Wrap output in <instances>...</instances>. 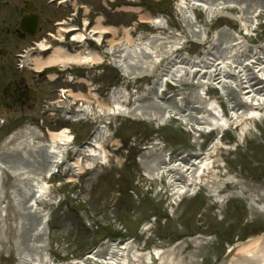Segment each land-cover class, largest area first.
<instances>
[{
    "label": "rangeland",
    "instance_id": "374dc122",
    "mask_svg": "<svg viewBox=\"0 0 264 264\" xmlns=\"http://www.w3.org/2000/svg\"><path fill=\"white\" fill-rule=\"evenodd\" d=\"M4 1L7 3L3 4ZM25 1L27 0H0V38L7 37L5 30L13 19L7 14L17 15L18 10L24 8ZM84 2L87 6L85 12L91 8V18L94 17V12L105 10L101 0ZM178 5L179 0H168V4L162 5L164 8H155V13L167 17L166 29L146 24L132 25V21L138 19L140 14L125 16L123 12L111 14L104 11L102 17L95 13L98 17L94 18L93 26L99 29L106 25L115 26V29H112L115 36L107 41V44L116 45L115 51L118 53L119 49H125L129 57L126 59L128 72L149 66L143 43L154 37L173 38L179 35L177 38L181 39V44L176 45L172 41L173 43L165 44L167 48L158 43L151 46V49L156 51L152 54L154 59L161 56L165 58L153 67L151 73L134 81L120 77L117 70L106 68L103 63L96 65L94 70L84 67L73 69L71 77L64 73L65 76H59L52 84L45 80L37 85L31 81L30 72L17 74L14 69L16 61L12 54L26 47L28 40L17 39L16 44L10 43V58L0 57V119L7 123L0 126L1 161L15 155L22 157V154L28 152L26 147L19 144L18 138L12 139L4 146L10 133L17 131L20 134L25 127H32L39 133L40 137L31 139L32 146L48 144L50 129L56 130L57 127L48 125L39 112L43 99H57L55 93H50L53 88H71L70 93L81 94L91 102L88 109L90 112L87 111L91 123L86 130L80 132L77 146L83 147L88 139L93 137L91 134L99 129L98 126L103 127L108 136L105 148L106 168L99 164L83 176L74 175L73 177L79 178H75L72 185L60 184L65 181L62 177L48 180L46 202L43 200L38 204V210H54L53 222L48 228V245L45 247L42 244L46 264H74V259H78L81 253L79 249L90 248L87 245L90 242V234L82 227L78 212L86 219H92L97 225L100 251L106 244L113 243L112 241L129 242L135 249H143L144 252L161 251L166 252L167 256L170 251L169 259L165 260L168 264H228L223 257L231 247L264 236V203H253L258 196L264 195V118L258 121L256 127L250 126L249 134L247 133L249 139L245 141L239 131L230 130L225 134L222 149L225 156L218 158L219 170L223 174L219 182L211 187L199 184L189 186L192 196H186L179 202L178 197L173 195L167 186L166 175L150 172L143 161L146 157L151 160L156 156L160 159L164 156L165 159L171 158L167 163L172 164V161L180 156L204 154L217 137V132L206 138L200 136V139L194 132L185 130L179 120L177 124L174 120L164 124L159 117L149 121V117L142 113L130 119L108 115L107 112L100 111L95 100L90 99V95H93L100 102L108 103L111 91L120 89L126 94V99L129 98L127 106L122 105V108L130 110L137 103L141 105V101L152 104V101L145 97L156 88L159 93L164 90L161 97H167L165 102L172 103L171 100L181 95L187 102L190 97L188 95L202 93L199 88H193L195 80L190 79L188 83L185 81L186 84L183 85L170 81L172 84L167 85L166 90L165 87L157 88L169 62L176 58H183L185 61L204 59L215 42L216 33L222 29L236 35L249 33L248 37L245 35L248 42L244 47L247 49L255 48L254 50L258 51L264 44V25L257 26V19L251 27L252 32L250 29H242L243 22L240 18H243V14L240 10H223L210 22L206 21L204 14L197 11L195 18L200 27L196 29L200 30L201 36L192 37L178 11ZM63 14L56 11L54 15H50L51 22L57 21ZM44 25L48 30L51 29L48 20ZM200 38L202 42L198 41ZM136 47H140L142 55L132 53ZM0 48L8 46L4 44L0 45ZM171 49L177 51L171 52ZM13 76L19 79L22 89L31 97L30 100L23 98L19 103L12 104L11 98L4 96V90L10 89L8 80ZM71 80L76 83H70ZM82 104L85 108V104ZM259 112L260 115L264 113ZM37 157H40L39 153L33 155L36 160ZM23 159L28 160L25 157ZM42 159L44 163L48 157L45 155ZM16 163L13 162L11 169H14V166L28 170L35 168L31 161ZM11 169H2L0 175V264H18L22 254L31 256L39 251L29 240L31 230L34 229L29 223L34 216L25 215L23 210L24 200L28 198L25 193L29 192L30 184L34 182L28 183L27 179L12 174ZM228 179L239 180L244 187L240 185L225 188ZM217 187H223L219 194L215 192ZM245 187L252 188L255 192L251 194ZM59 195L66 197L61 205Z\"/></svg>",
    "mask_w": 264,
    "mask_h": 264
},
{
    "label": "bare ground",
    "instance_id": "6f19581e",
    "mask_svg": "<svg viewBox=\"0 0 264 264\" xmlns=\"http://www.w3.org/2000/svg\"><path fill=\"white\" fill-rule=\"evenodd\" d=\"M261 2L262 0H180L179 11L192 37L201 36L200 30L196 29L200 26L191 12L194 9H197L200 14H204L208 22L215 16H219L223 10L228 12L240 10L243 14V18H240L243 22L241 23L242 29L247 31L250 29L252 32L251 27L255 24V18L264 17V2ZM139 20L144 23L154 24L159 29H165L160 17L149 18L142 16ZM99 32L97 28H93V34ZM248 34L242 35L239 33L236 35L226 29H222L216 33L215 42L212 44V47L210 46L211 50H208L207 56L204 59L185 61L183 58H176L168 63L157 88L161 87L163 83L168 82V80L179 85L186 84L185 81L188 83L190 79L192 81L195 80L193 88H199V90H202V93L188 95L190 97L186 100L187 102H185L183 95L175 97L174 100H171L172 103L165 102L167 97H164V99L160 97L158 93L159 89L156 90V88L154 92L150 93V95L147 94L149 96L145 97L152 101V104L149 105L145 101H141V105L137 103L130 110L122 108V105L127 106L129 98L126 99V94L120 89L111 91L108 103L100 102L93 95H90V99L95 100L100 111L107 112V114L112 113L115 115L119 113L125 117L133 118L138 117L142 113L147 118L149 117V121L159 117V120L163 123L170 118H180L190 128L191 132H194L196 135L201 130L211 129L210 131L215 130L220 133L224 131V128H227L228 130L239 131L242 140L245 141L249 139L247 133L249 134L250 126L256 127L255 125H257L258 121L264 118V113L260 115L259 112L264 111V44L258 48V51H255V48H245L244 44L248 42L246 38ZM177 37L179 35L173 38L154 37L143 43L142 47L146 49L144 54L145 56L147 55V60L150 64L149 66L138 68L137 71L128 72L127 77L135 80L142 75L151 73L154 69L153 67H156L165 58L161 56L154 59L155 56H152V54L156 53V51L154 52L151 46L158 43L167 48V45H165L167 43L174 42L176 45L181 44V39ZM74 38L82 40L81 35H76ZM198 41L202 42L201 38ZM133 50L132 53L134 55L136 53L142 55L143 53V51H139L140 47H136ZM172 50L175 51L176 49H171L170 51L172 52ZM115 57L119 66L127 71L129 66L126 63V59L129 57L125 49H119V53L117 52ZM31 62L33 70L39 71L51 67L68 68L70 65L96 64L100 61L94 55L85 53L65 54L60 48H54L49 56L44 59L31 56ZM217 92H219L220 97L216 96ZM69 95L72 99L82 101L90 109L89 104L91 102L86 100L83 95H72L71 93ZM211 95L214 96L212 97ZM219 99H222L226 103V111H220L221 105ZM32 130L26 129L23 134L19 135V138L22 139L21 145L26 147L28 152L25 155L22 154V157L15 155V157L6 158L3 161L0 160L2 162L0 169H11L13 162L17 164L16 162L31 161L33 165L35 164L34 169L28 170V168L14 166V169L11 170L12 174L27 179L28 183H35H31L30 192L25 193L28 198L24 200L25 205L23 210L26 212L25 215L34 216L32 222L29 223L34 226L29 240L35 244L36 250H40L34 252L38 259H34L35 262L33 263L45 264L46 259L42 254V244L47 247V243H44L46 240L43 239L41 228L38 227L37 229V224L40 226V220H37L34 211L37 203L42 202L43 196L46 194L50 170L53 169L55 163L58 164V162L50 163L49 160H53L56 157V148L60 143L68 142V138L64 136L65 131L51 132L48 135V144H44L45 146H32L29 139L40 137L37 132ZM107 137L105 130L101 127L82 149L77 152V156L71 163L67 164L68 172L70 174L84 175L88 171L94 170L99 164L106 168L107 153L105 148ZM223 146L222 139L217 140L216 138V141H212L208 150L201 155L180 156L172 161V164L167 163L170 161L165 159L164 156L161 159L156 156L155 158H151V160L146 157V160L143 162L150 172L157 175L162 173V176L166 175L167 186L173 192L172 194L178 197V201L180 202L186 196H192V193H190L189 189L185 188V185L189 184V186H192L199 184L211 187L219 182V178L223 174L219 170L218 158L225 156L222 150ZM38 153L40 157H37L36 160L33 158V155ZM45 155L48 159L43 163L42 158ZM23 157L26 160L28 158V160L25 161ZM64 166L62 165L61 168ZM236 174L238 175V173ZM240 185L242 188L244 187L241 181L228 179L224 187H239ZM222 189L223 187H217L215 192L219 194ZM246 189L251 194L255 192L252 188ZM253 203H264V195L258 196L253 200ZM112 242L101 251H97L93 255L91 254V257L88 256L83 260L82 264H95L92 261H95L96 264H168L165 263V260L169 259L170 251H168L166 256V252H144L143 249H135V246L129 242ZM27 256L26 254H22L23 258L21 257L22 259L18 264H26L29 260ZM228 264H264V236L252 238L245 243L237 245L230 253Z\"/></svg>",
    "mask_w": 264,
    "mask_h": 264
},
{
    "label": "water",
    "instance_id": "95a60500",
    "mask_svg": "<svg viewBox=\"0 0 264 264\" xmlns=\"http://www.w3.org/2000/svg\"><path fill=\"white\" fill-rule=\"evenodd\" d=\"M30 27H31V29H32V30H34V29H35V26H33V25H30Z\"/></svg>",
    "mask_w": 264,
    "mask_h": 264
},
{
    "label": "flooded vegetation",
    "instance_id": "af4514ba",
    "mask_svg": "<svg viewBox=\"0 0 264 264\" xmlns=\"http://www.w3.org/2000/svg\"><path fill=\"white\" fill-rule=\"evenodd\" d=\"M2 53V52H1Z\"/></svg>",
    "mask_w": 264,
    "mask_h": 264
}]
</instances>
